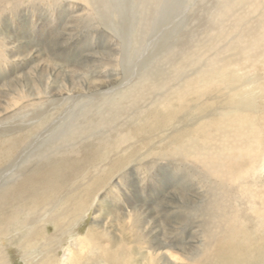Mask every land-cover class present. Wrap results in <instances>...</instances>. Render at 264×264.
<instances>
[{
	"label": "rangeland",
	"instance_id": "374dc122",
	"mask_svg": "<svg viewBox=\"0 0 264 264\" xmlns=\"http://www.w3.org/2000/svg\"><path fill=\"white\" fill-rule=\"evenodd\" d=\"M234 11L233 0H0V264H109L83 250L92 237L119 264H213L208 251L215 264H264L241 234L264 232V65L261 97L232 106L233 82L255 90L227 51L237 34L220 35ZM259 18L239 32L257 33ZM220 74L228 92L203 96ZM180 89L197 91L181 110ZM240 105L256 115L259 161L216 179L191 152ZM227 225L239 241L210 236Z\"/></svg>",
	"mask_w": 264,
	"mask_h": 264
},
{
	"label": "bare ground",
	"instance_id": "6f19581e",
	"mask_svg": "<svg viewBox=\"0 0 264 264\" xmlns=\"http://www.w3.org/2000/svg\"><path fill=\"white\" fill-rule=\"evenodd\" d=\"M233 3L235 6V11L231 15V21L234 24V27L231 26V28L229 29L227 26H223L220 29V35L224 39L226 35L230 36L233 34H237L236 38H234V41L228 43L229 48H227V51L228 52L232 51V54L235 57L234 64L237 68H246L250 71V73L252 74L251 84L254 85L255 90L249 91V88L252 87H246L244 85L245 82L243 81L237 80L233 82V84L235 83L238 87L235 89L234 93L230 95L231 97L229 99V102L232 106H234L235 103H240V101H236L239 100L236 98L237 97L236 94L245 95V94L254 93V91H256L257 93L259 92L257 99L261 97L260 86L262 84L259 85V81H258L259 79L256 73L259 67L264 65V0H233ZM190 9L192 8L190 7ZM238 9H246L250 11V13L243 17ZM253 14H257L260 17L259 19L262 21V27L259 29V31L254 34L253 28L249 24V26L247 25H246L247 27L245 26L246 28L243 29L242 33L241 31L239 32V30H241L240 25L246 20L247 17L253 18ZM221 16L224 23L230 21V18L227 15H221ZM55 68L56 67H54V69ZM221 74L218 76H213L212 79L208 78L203 81V85L205 86L206 89L202 94L203 96H206L208 93L210 94L216 91L227 90V87L225 86L227 83L226 75L223 77L221 76ZM232 81H230L231 84ZM199 83H200L199 81H192L187 83V85L194 87V89H197L199 87ZM80 89H81L80 86L77 87V91H80ZM195 93H197V91L191 92L186 89L184 90L180 89L176 94L178 95L177 98L179 99L178 100L176 99L175 105L179 107L180 110L184 109L185 107H187L186 105L191 104V100L195 96ZM232 96L234 97V99ZM166 106L167 109L165 111L169 112L171 111L170 109L173 110L172 105H166ZM242 106L243 105L237 107L236 112L229 114L231 116L229 120L226 122L227 124L223 122L222 124L218 123V125L216 126V128H214L213 131L210 132L206 131L208 133L207 135H205L206 133L204 134L205 138L199 137L198 139H200V142L202 143L196 145L195 148H193V151L191 152L192 154H194L193 157L196 159V161L204 165L210 173L212 172L211 175L216 177V179H221V180L224 179V181H231L242 176L243 173H246V175L248 174L249 171H251L252 173L254 169H252L251 167L255 165L256 161L260 157L262 151L261 149L262 141H261V132H259L258 130L259 129L258 123L255 121L257 120L256 115H255V120L252 119L251 114L247 112L248 110L246 108H243ZM242 108L246 109V111L243 110ZM243 160L246 161L245 163L246 166L243 169H241L240 163L243 162ZM215 228L217 230L213 228L210 229L209 231L210 236L213 238L220 237L221 239H224L221 241V243L224 242L234 243L239 241L240 238L239 232L236 231L231 232L232 229L235 230L233 226L227 225L226 231L223 230L225 229V227L223 228V225H222L223 229H221V227H215ZM241 234L246 235V237L242 240L243 241L242 245H249L251 247L252 244H255V242L257 243L256 244L257 246L256 247L252 246L251 250L253 251L254 248L256 249L258 248L260 255L258 251H255L256 249L253 251V253L255 252L254 253L255 256L259 255L258 257H256L259 262L261 261L264 262V235H263L264 232L262 234L258 232L255 233L254 235H252L253 233L252 234L241 233ZM253 240L255 242H253ZM82 242H83L84 251L98 250L105 258H107L109 264H119L117 255L116 254L113 255L112 253L108 252V248L106 247L97 246L93 237L92 239L86 238ZM87 244H89L88 250L86 248ZM210 256H211L210 261H212L213 264H215V261L213 260V256H214L213 252L208 251V254H206V258H210ZM71 261L78 262L79 260L77 257L74 256L72 257ZM124 263L130 264L128 258L124 260ZM195 264H198V262Z\"/></svg>",
	"mask_w": 264,
	"mask_h": 264
}]
</instances>
